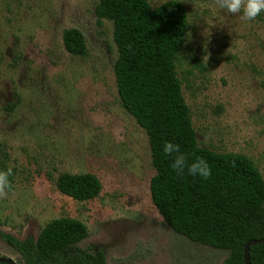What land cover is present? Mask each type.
I'll list each match as a JSON object with an SVG mask.
<instances>
[{"label": "rangeland", "instance_id": "1", "mask_svg": "<svg viewBox=\"0 0 264 264\" xmlns=\"http://www.w3.org/2000/svg\"><path fill=\"white\" fill-rule=\"evenodd\" d=\"M152 7L170 0H146ZM188 30L176 65L197 145L251 159L264 178V13L227 14L215 0H179ZM97 0H0V231L36 238L72 217L87 227L78 243L106 264H222L225 249L175 233L150 197L148 138L122 106L111 21ZM84 35L69 54L62 34ZM62 172L93 173L100 193L78 201L56 188ZM0 256L23 264L0 238Z\"/></svg>", "mask_w": 264, "mask_h": 264}, {"label": "trees", "instance_id": "2", "mask_svg": "<svg viewBox=\"0 0 264 264\" xmlns=\"http://www.w3.org/2000/svg\"><path fill=\"white\" fill-rule=\"evenodd\" d=\"M95 16L97 23H112L117 93L148 138L153 205L175 233L227 250L222 264H245V243L264 237V178L245 155L197 145L176 70L188 30L182 3L170 0L152 7L146 0H97ZM62 41L71 55L87 53L84 35L76 27L66 28ZM165 141L178 144L180 153L165 156ZM178 154L186 163L203 158L211 175L203 179L186 170L176 175L170 164ZM55 183L59 192L78 201L101 191L100 180L90 172H62ZM87 234L80 220L59 217L47 222L36 238L18 239L1 231L0 238L23 264H106L103 250L78 246ZM249 255L251 264H264V243L250 245Z\"/></svg>", "mask_w": 264, "mask_h": 264}, {"label": "clouds", "instance_id": "3", "mask_svg": "<svg viewBox=\"0 0 264 264\" xmlns=\"http://www.w3.org/2000/svg\"><path fill=\"white\" fill-rule=\"evenodd\" d=\"M216 7L227 14H239L246 21H255L258 16L264 13V0H215ZM162 152L165 156L180 153L178 144L165 141L162 145ZM171 169L180 176L187 172L190 176H199L207 179L211 175L210 167L206 160L197 158L191 163H186L183 154L175 155L170 164ZM12 170H0V188L9 185L8 177Z\"/></svg>", "mask_w": 264, "mask_h": 264}, {"label": "water", "instance_id": "4", "mask_svg": "<svg viewBox=\"0 0 264 264\" xmlns=\"http://www.w3.org/2000/svg\"><path fill=\"white\" fill-rule=\"evenodd\" d=\"M260 243H264V237L251 239L245 243L243 247V258H244L245 264H251L250 255H249L250 245H255V244H260ZM0 262H5L9 264H17L11 257H5V256L4 257L0 256Z\"/></svg>", "mask_w": 264, "mask_h": 264}]
</instances>
